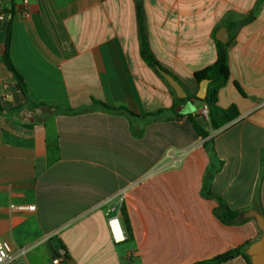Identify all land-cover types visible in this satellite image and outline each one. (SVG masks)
Listing matches in <instances>:
<instances>
[{"label":"crops","instance_id":"0c3cea01","mask_svg":"<svg viewBox=\"0 0 264 264\" xmlns=\"http://www.w3.org/2000/svg\"><path fill=\"white\" fill-rule=\"evenodd\" d=\"M0 3V104L27 102L3 61L13 8L10 56L29 100L78 112H44L31 129L0 113V240L24 251L8 264H54L60 246L67 260L58 264H194L258 239L254 221L216 215L218 200L205 189L207 139L186 117L202 103L189 102L181 118L171 111L175 91L140 54L138 6L155 57L189 94L198 91L195 72L215 63L216 35L226 29L230 79L218 106L235 105L239 117L219 130L200 123L214 142L213 164L223 163L209 190L243 213L258 205L264 212V0H30L29 17L22 0ZM12 204L35 210L14 212ZM110 207L124 241L113 238ZM221 264L248 263L237 256Z\"/></svg>","mask_w":264,"mask_h":264},{"label":"trees","instance_id":"16d2710c","mask_svg":"<svg viewBox=\"0 0 264 264\" xmlns=\"http://www.w3.org/2000/svg\"><path fill=\"white\" fill-rule=\"evenodd\" d=\"M9 15V20L7 22L6 26V40H5V51L3 54V61L8 68L10 72H12L14 79L16 80V87L24 94V96L27 98V102L23 106L19 107H5L0 104V113H9L13 112L14 116L20 120H22L25 125V127L31 129L33 127V124H30L29 122L32 120H41L42 118H46V116H51L53 114H66V115H75L78 112L74 111L72 109H63L60 107H54V106H49L45 103H34L31 100H29L28 95H27V89H26V84L23 80L22 75L20 72L16 69L11 56H10V47H11V39H12V19L14 16V10L11 8L8 12ZM254 18V13L249 15L248 17L239 20L237 22V27L253 20ZM138 22H139V36L141 40V49H140V54L143 59V61L153 70H155L158 74H160L157 70V68H160L161 70L169 73L167 70H165L160 63L158 62L157 58L155 57L150 44L148 42V38L146 36L145 32V26H144V16L142 13L141 6H138ZM215 45H216V53H217V59L214 64L209 65L194 74V80L196 82V85L199 88V84L203 80H209V86H208V91H207V96L204 100H199L196 98V93L194 94H189L185 99H180L177 98L176 103L174 107H172L171 111L174 112L176 117L181 118L185 114L183 112H176V108L179 105L183 104H188L192 100L198 101L200 103L205 104L208 106V122L210 127L213 130H219L226 124L232 122L236 118L239 117V112L238 109L235 105L230 106L227 109L220 108L218 106V101H219V92L220 89L229 81L230 79V66L228 62V47L226 43H222L215 39ZM235 87L236 89L240 92V94L244 95V92L239 85L238 82H235ZM98 105H100L104 110L108 111H122L125 113H128L132 117H137L138 115L131 112L125 107H114V106H109L101 101H95ZM191 110V109H190ZM46 112L48 113L47 115H43V113ZM50 113V114H49ZM149 116H153L154 114H148ZM186 117L188 121L191 123L193 130L195 133L202 137L203 139H207L205 141V147L207 151L210 154V157L212 159V164L207 172L206 175V184H205V189H206V195L207 196H212L218 200V207L215 210L216 215L224 222L228 224H234L238 223L243 219L242 217V212L240 211H235L231 210L226 201L216 195L213 194L209 190V183L218 171L219 167L223 165L222 161L219 162V166H215L213 164V160L215 161L217 159V154L215 151L214 147V142L212 139L208 138L210 133L201 125L200 121L204 120V118L199 114L195 113L193 111H190L189 113L186 114ZM263 165H264V149H263ZM256 211L260 212L262 215H264L263 210L261 209L260 205L255 207ZM122 214H123V222H124V227L126 232L129 234L131 237V226L129 222V218L125 212L124 209H122ZM251 221H254L253 219H248ZM255 222V221H254ZM256 223V222H255ZM257 225V224H256ZM259 236L261 235V231L259 230ZM252 242H249L245 244L244 246L230 250L226 253L220 254L214 258L205 260V261H200L194 264H221L228 262L232 259H234L237 256H242L248 264H251L250 257L246 254V248L251 244Z\"/></svg>","mask_w":264,"mask_h":264},{"label":"water","instance_id":"95a60500","mask_svg":"<svg viewBox=\"0 0 264 264\" xmlns=\"http://www.w3.org/2000/svg\"><path fill=\"white\" fill-rule=\"evenodd\" d=\"M216 39L222 43H227L228 34L225 28L221 29L217 33ZM157 70L172 87L178 98L185 99L188 96V93L176 78H174L171 74L161 70L160 68H157ZM208 86L209 80H203L200 82L198 91L196 93L197 99L204 100L206 98ZM180 107L181 108L177 110L178 113L182 112L183 110L190 109L187 104L180 105ZM242 216L247 219H253L261 231L260 237L246 248V254L250 257L251 264H264V215L256 210H247L242 214Z\"/></svg>","mask_w":264,"mask_h":264},{"label":"built area","instance_id":"2783aa9c","mask_svg":"<svg viewBox=\"0 0 264 264\" xmlns=\"http://www.w3.org/2000/svg\"><path fill=\"white\" fill-rule=\"evenodd\" d=\"M29 2L30 0H22L23 4V15L24 17H29L30 16V11H29ZM0 6H2V3H0ZM7 10H3V12L0 14V19L5 20L7 17L6 14ZM199 114L205 118L208 119V106L203 104L202 108L199 112ZM11 209L14 212H21V211H34L35 206L34 205H21V204H12ZM117 208L110 207L108 209V214H110L108 218V224L110 226L113 238L117 242L124 241L125 236L123 233V229L121 226V222L119 219V214H116ZM24 251L19 250V251H14L10 243L0 240V264H8L10 262H13L16 260V258L20 257L23 255ZM67 260V252L63 247H58L56 250L55 258L53 260L54 264H58L62 261Z\"/></svg>","mask_w":264,"mask_h":264},{"label":"rangeland","instance_id":"374dc122","mask_svg":"<svg viewBox=\"0 0 264 264\" xmlns=\"http://www.w3.org/2000/svg\"><path fill=\"white\" fill-rule=\"evenodd\" d=\"M201 123L204 124V123H203V120H201Z\"/></svg>","mask_w":264,"mask_h":264}]
</instances>
